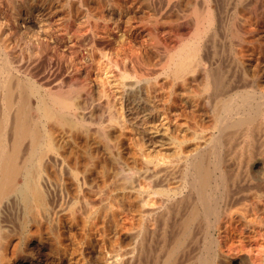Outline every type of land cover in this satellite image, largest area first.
Here are the masks:
<instances>
[{"label":"bare ground","instance_id":"6f19581e","mask_svg":"<svg viewBox=\"0 0 264 264\" xmlns=\"http://www.w3.org/2000/svg\"><path fill=\"white\" fill-rule=\"evenodd\" d=\"M81 2L0 0V264H264V0H130L128 51L86 8L38 82L30 33Z\"/></svg>","mask_w":264,"mask_h":264},{"label":"rangeland","instance_id":"374dc122","mask_svg":"<svg viewBox=\"0 0 264 264\" xmlns=\"http://www.w3.org/2000/svg\"><path fill=\"white\" fill-rule=\"evenodd\" d=\"M81 1H82L81 7L84 9L81 8L80 12L78 11V9H75V8H71L72 10L70 11V9L68 7H71V6H68V7H66L68 9L67 11H70L71 14L67 11L58 12L56 14H53L48 19V21L46 22L45 25H47V26H44L43 30H41V31L40 30L39 31L34 30L32 33H30L31 37H33V38L35 37L34 39L37 42H39L38 44H40V47L41 48L44 47L43 48L44 50L40 49V51H41L40 52L41 54L39 53L40 56L38 55L36 57H32L24 63V65H26L25 70L27 71V73L30 74L33 78H35V80H37L38 82L40 80H42V72H44L48 68H50V69L52 68V70L55 71V70L64 69L67 66H69L70 64L72 65V64L79 63L80 59L77 58L78 52L76 53V51H77L76 46L77 45L73 44V42L71 41V39L67 35V33H65L63 31L64 29H63L62 23L64 20L65 21L68 20L66 22H69V21L74 22L73 24L76 27L81 25V23L83 25V23H85L83 21H86V23H87L88 19L84 18L85 17L84 14L87 13L86 12L87 9L89 10V12L93 11L90 13L95 12L93 15L90 14L89 12H88V14L93 18L95 17L94 22L96 23L98 21L99 24L98 23H96V24L99 25L100 28H107L108 30H110L109 31L110 33L108 32V34L106 35V36H108L107 38H108V42H109L106 46H113L114 48L120 49L122 51H124V49L126 51H128V49L131 50L132 49L131 47L137 48V47L143 46L145 39H144V36L141 32V26L144 23V21H142V20L144 19L145 15L142 12L136 11V9H134L133 5L130 3V0H109V2L111 1L110 3H108V4H110L109 6L107 3H105V2L100 3L98 0L97 1L96 0H85V1L81 0ZM162 1L163 0H160V1L155 0V3L158 5V2H159L160 6H164L165 3L160 4ZM104 3H105V5H104ZM130 4H131V6H130ZM103 6H104V10H103ZM99 8H100V10H99ZM75 10H77L78 12ZM83 10H84V12H83ZM75 12H77V13H75ZM68 13L71 16V18H67V17H69ZM72 13H74V14H72ZM61 14L62 15L64 14V16L66 14L67 15V17L65 16L66 19L65 18L63 19L64 16H62ZM102 14H103V16H102ZM110 14H112V15H110ZM80 15H81V17H80ZM94 15H96V16H94ZM86 17H88V16H86ZM88 18H90V17H88ZM83 19H85V20H83ZM81 20H82V22H77V21H81ZM65 21H64V23H66ZM19 23H21V24H19ZM23 23H25L24 19L17 20V25L19 27H23V25H24ZM77 23H79V25ZM105 24L107 25V27ZM111 27H112V29H111ZM174 28H171L172 31L173 30L185 31L184 28L181 30H180V28H177V27H174ZM168 40H169V38H168ZM95 41L93 43L91 42L93 44V45L91 44V46H103L104 45V44L103 45L100 44V41L98 39ZM94 43H95V45H94ZM51 54L53 55V57ZM74 61H76V62H74ZM71 62H74V63H71ZM59 148H61V146H59ZM62 148H61V150H62ZM64 149H67V148H64ZM78 160H79V162L81 161L78 164V167L82 168V169H80V173H81L80 175L86 176V180L91 181L92 177H93V173L96 171L95 163L94 162H92V163L87 162L88 165H86V167L85 166L83 167L82 165L83 164L85 165L86 162H82V160L80 158ZM52 162H54V163L52 164ZM41 164L42 165L40 167V170L44 172V173L43 172L42 173H43V175L45 174L44 175L45 177L50 178L53 181H56V179L58 177H61V176L65 177V178L62 177L63 182L65 183V185L63 184V188L66 187V189L62 188L63 189L62 191H63V194L65 197H71L72 195H74L75 189L72 187L71 184H69L70 182L66 179V178H68V177H66L67 176L66 170H61V169L59 170V168H57L55 165L54 159L46 160V161L44 160ZM90 164H94L95 167L93 165L90 167ZM83 169L84 170L86 169V170L84 171ZM83 171H84V173L82 174ZM61 173H64V174H61ZM85 174H87V175H85ZM65 179L67 180L66 182L64 181ZM43 183L44 182H42V184ZM49 185L50 184L46 182L44 185V188L46 187L47 195L49 194L48 200H49L50 204L53 205V204H56L59 202L60 196H61L59 194H61V193H60V188H58L55 185H53V186L50 185L51 186L50 187ZM70 185H71V187H70ZM67 187H68V189H67ZM66 191H68L69 195H67ZM84 191H85V189L83 190L82 193H84ZM55 201H56V203H55ZM5 217L8 218L7 215ZM14 218L11 217L10 219H13V221L17 224L18 222L15 221Z\"/></svg>","mask_w":264,"mask_h":264}]
</instances>
